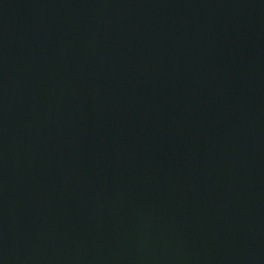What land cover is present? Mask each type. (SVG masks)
Returning <instances> with one entry per match:
<instances>
[{"label": "water", "instance_id": "1", "mask_svg": "<svg viewBox=\"0 0 264 264\" xmlns=\"http://www.w3.org/2000/svg\"><path fill=\"white\" fill-rule=\"evenodd\" d=\"M0 264H264V0H0Z\"/></svg>", "mask_w": 264, "mask_h": 264}]
</instances>
